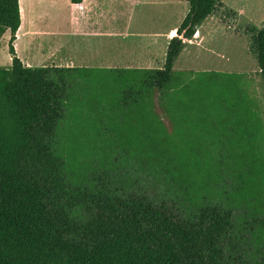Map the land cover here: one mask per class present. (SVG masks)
I'll return each mask as SVG.
<instances>
[{
	"label": "trees",
	"instance_id": "16d2710c",
	"mask_svg": "<svg viewBox=\"0 0 264 264\" xmlns=\"http://www.w3.org/2000/svg\"><path fill=\"white\" fill-rule=\"evenodd\" d=\"M188 3L161 69L30 68L0 0V264H264V119L233 74L175 71L222 7Z\"/></svg>",
	"mask_w": 264,
	"mask_h": 264
},
{
	"label": "crops",
	"instance_id": "0c3cea01",
	"mask_svg": "<svg viewBox=\"0 0 264 264\" xmlns=\"http://www.w3.org/2000/svg\"><path fill=\"white\" fill-rule=\"evenodd\" d=\"M25 1L20 0L21 27L17 32L14 48L23 64L30 68L56 66L161 69L166 61L170 40L181 25L174 31L154 34L134 33L130 28L127 31H118L116 26L107 29L103 22L102 28L99 29L97 21H91L87 15V10L98 5L97 0H84L81 4H72L70 1L69 34L63 37L55 33L50 35L52 39L46 41L45 36L48 34L38 27L37 22L51 20L52 15L47 13L45 7H40L44 5L43 0H32L35 2V11L33 5L31 4L32 8L28 7ZM219 2L222 7L202 23L197 30L199 35L188 41L180 54L179 58L183 56L186 60L184 66L187 69L183 72L246 74L250 71L242 70L244 67L238 70L240 66L235 65L234 61L241 59L248 61L251 56L249 37L252 30H260L264 25V0ZM185 3L189 6L188 0ZM76 7H83V10ZM38 11L43 12V15H37ZM224 11L230 12L231 17H224ZM10 36V31H7L0 42V55L3 54L6 59L7 68L11 67L12 58L6 56V48L5 46L3 48L2 44L9 42ZM220 37H224L225 40L219 39ZM84 38L90 40V45L85 50L87 56L83 53L84 44L81 40ZM128 40H131V43L121 44ZM69 51L72 54H69Z\"/></svg>",
	"mask_w": 264,
	"mask_h": 264
},
{
	"label": "rangeland",
	"instance_id": "374dc122",
	"mask_svg": "<svg viewBox=\"0 0 264 264\" xmlns=\"http://www.w3.org/2000/svg\"><path fill=\"white\" fill-rule=\"evenodd\" d=\"M98 5L94 9L87 10L88 19L99 24V29L102 28V23L108 29L118 27V31L132 30L134 33H146L154 34L158 32L168 33L174 31L182 23L183 19L189 12V6L186 5V0H97ZM234 1V0H231ZM26 5L35 11V2L32 0H26ZM31 2V3H30ZM44 5H40L41 8L45 7L47 13L52 15V19L47 21L37 22L38 27L41 30L47 32L48 36H45L48 41L53 37L55 33H59L63 37L69 34L71 9L69 7L70 0H43ZM101 4V5H100ZM83 10V7H76ZM45 10V11H46ZM43 12L38 11L37 15H43ZM45 13V12H44ZM224 17H231L230 12H223ZM244 21V20H243ZM246 22V21H245ZM109 24L112 26H109ZM130 28V29H129ZM219 39L225 40L224 37ZM116 40V39H114ZM84 44V51L87 46L90 45L89 39L81 40ZM250 41V37H249ZM50 42V41H49ZM121 42V41H118ZM112 43H115L112 41ZM131 43V40L121 42L122 45ZM226 43V42H225ZM250 43V42H249ZM81 45V44H80ZM6 48V56L11 58L9 53V42L2 44V47ZM86 47V48H85ZM120 47V46H119ZM130 48V47H129ZM71 51V50H70ZM70 51L68 52L69 54ZM1 52V50H0ZM87 56V53H85ZM185 57H180L176 63L174 69L177 72L186 70L184 66ZM253 57L252 53L249 56L248 61L241 59V61H234L235 65L240 66L238 70L249 71L246 74H240L239 72H233L230 76L233 79L240 78L245 86L248 94L252 97L260 108L261 115L264 119V86L263 80L259 73L260 69L257 60ZM241 64V65H240ZM0 66L7 68L6 59L3 54L0 55ZM226 73V72H225ZM227 74V73H226ZM230 74V73H228ZM241 75V76H239ZM137 169V166H135ZM140 185V184H138Z\"/></svg>",
	"mask_w": 264,
	"mask_h": 264
},
{
	"label": "built area",
	"instance_id": "2783aa9c",
	"mask_svg": "<svg viewBox=\"0 0 264 264\" xmlns=\"http://www.w3.org/2000/svg\"><path fill=\"white\" fill-rule=\"evenodd\" d=\"M199 35V31L196 32L195 36H198Z\"/></svg>",
	"mask_w": 264,
	"mask_h": 264
}]
</instances>
